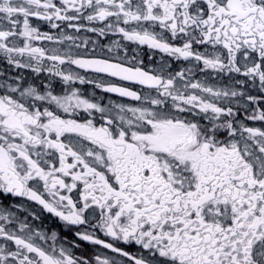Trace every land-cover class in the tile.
I'll return each instance as SVG.
<instances>
[{
  "label": "snow or ice",
  "instance_id": "1",
  "mask_svg": "<svg viewBox=\"0 0 264 264\" xmlns=\"http://www.w3.org/2000/svg\"><path fill=\"white\" fill-rule=\"evenodd\" d=\"M0 264H264V0H0Z\"/></svg>",
  "mask_w": 264,
  "mask_h": 264
}]
</instances>
